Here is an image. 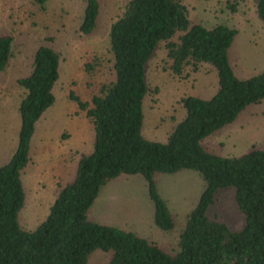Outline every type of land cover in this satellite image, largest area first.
<instances>
[{
	"label": "trees",
	"instance_id": "trees-1",
	"mask_svg": "<svg viewBox=\"0 0 264 264\" xmlns=\"http://www.w3.org/2000/svg\"><path fill=\"white\" fill-rule=\"evenodd\" d=\"M33 1L41 8L47 2ZM99 10V0H84L81 33L94 30ZM255 11L264 20V0H255ZM236 33L223 23H193L183 0H127L108 32L113 78L100 83L89 100L69 92L93 126L92 149L80 154L71 181L57 182L46 218L26 230L17 219L25 200L20 172L30 160L34 124L54 102L60 65L54 48L39 45L30 72L17 79L24 89L18 104L17 146L0 165V264H88L95 250L109 254L108 264H264V148L252 145L242 155L222 156L203 144L246 106L264 99V69L239 78L230 64L228 49ZM162 42L165 68L173 75L186 77L188 68L195 72L203 63L217 75L211 97L180 98L185 114L166 141L142 135V103L150 91L145 65ZM12 43V34H0V71L9 64ZM84 67L91 72L93 64L86 61ZM182 169L198 171L204 184L181 225L174 252L132 230L90 219L88 209L106 182L137 174L145 180L154 223L172 230L175 217L155 176ZM227 188H233L243 217L237 229L209 214L219 191Z\"/></svg>",
	"mask_w": 264,
	"mask_h": 264
},
{
	"label": "rangeland",
	"instance_id": "rangeland-1",
	"mask_svg": "<svg viewBox=\"0 0 264 264\" xmlns=\"http://www.w3.org/2000/svg\"><path fill=\"white\" fill-rule=\"evenodd\" d=\"M126 2L99 0L96 27L83 34L78 27L84 0H47L44 8L33 0H0V34L13 36L9 64L0 71V165L9 161L17 146L18 104L24 92L17 79L30 72L32 55L39 45H49L60 54L59 76L52 89L54 102L34 124L30 160L20 172L25 200L17 219L23 229L32 230L46 218L55 197L56 181H52V174L61 184L71 181L80 154L92 149L93 126L85 112L69 98V92L72 90L83 100H89L100 83L113 78L108 32ZM183 3L193 23L206 27L223 23L237 30L228 49L237 77L247 78L264 69V20L255 11V0H183ZM228 4H233L236 10ZM165 59L162 42L145 65V81L150 91L142 103V135L150 140L166 141L172 126L185 114L181 97L209 98L217 89L216 72L208 63L200 64L195 72L188 68V76L179 77L165 68ZM86 61L93 64L91 72L85 70ZM155 87L156 92L152 91ZM203 144L222 156L242 155L252 145L264 148V99L246 106L232 122L204 139ZM50 162H54V170L44 173L43 164ZM155 177L160 194L175 217L172 230L165 231L154 223L145 180L137 174H121L106 182L88 209L90 219L130 229L174 252L178 232L204 181L192 169L158 173ZM209 214L233 229L243 224L234 203L233 188L219 191ZM108 257V253L95 250L89 255L88 264H108Z\"/></svg>",
	"mask_w": 264,
	"mask_h": 264
},
{
	"label": "crops",
	"instance_id": "crops-1",
	"mask_svg": "<svg viewBox=\"0 0 264 264\" xmlns=\"http://www.w3.org/2000/svg\"><path fill=\"white\" fill-rule=\"evenodd\" d=\"M30 146H31V143H30ZM70 153H72L71 151H70ZM51 158H52V156H51ZM55 158V157H54ZM53 159V158H52ZM53 164H54V162H50V164H46V165H44L43 164V166H44V173H48V172H52L54 169L52 168L53 167ZM45 167H47L48 168V170H47V168H45ZM41 169V168H40ZM75 169H76V166H75ZM75 169H74V171H75ZM49 173V174H50ZM51 175V174H50ZM52 181H56V184H57V182H59V180H57V178L58 177H56V175L55 174H52ZM101 190V189H100ZM100 192V191H99ZM153 207V206H152ZM109 224V223H108ZM114 225V224H113ZM117 226V225H116ZM126 229V228H125ZM130 230V229H129Z\"/></svg>",
	"mask_w": 264,
	"mask_h": 264
}]
</instances>
